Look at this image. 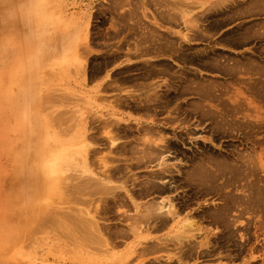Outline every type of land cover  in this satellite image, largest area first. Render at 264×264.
I'll return each mask as SVG.
<instances>
[{
    "label": "rangeland",
    "instance_id": "1",
    "mask_svg": "<svg viewBox=\"0 0 264 264\" xmlns=\"http://www.w3.org/2000/svg\"><path fill=\"white\" fill-rule=\"evenodd\" d=\"M9 1L7 7L11 10L6 17L16 28L0 30V249L6 246V238L31 204H38L40 198L44 201L48 195L35 194L32 200L29 192L33 189L27 186L30 164L34 163L29 147L38 137L35 132L39 128L45 142L53 133L68 140L70 135L63 130H69L72 116H79L82 133L92 141L88 166L102 176L109 170L113 186L131 189L141 204L128 197V189L118 188L111 193L94 188L93 182L78 185L79 189L72 187L70 191L75 194H71L64 188L70 187L66 174L72 166L69 161L63 162L60 180L64 181L59 180L55 191L49 193L54 202L48 200L44 205L49 204L48 209L56 214L31 229L33 239L29 235L31 221L23 240L11 253L7 249L3 258L18 253V264H264V0H243L229 10L222 5L227 0ZM23 3H28L25 10ZM210 4H219V11H226L198 13L210 10ZM29 9L33 15L41 10L33 16L34 23L32 18V23L26 25L23 18ZM188 10L190 14L185 12ZM201 28L204 38L196 39ZM60 50L65 52L54 59L45 56ZM127 56L136 60L115 66ZM46 94L55 96L51 101L57 102L53 105L49 101L42 107ZM34 111L40 114L35 124ZM62 112L67 114V124L55 120L56 126L44 132ZM174 136L176 140L168 146L158 142L160 137L169 140ZM23 137L26 154L20 167L27 178L17 184V197L8 204L7 182L15 166L12 154ZM41 145L40 151L48 149L47 144ZM161 151L175 156L170 158L171 163L180 158L169 174L152 173ZM46 156L44 153L37 158L43 169ZM161 176L175 184L170 193H175L173 199L180 213L176 222H146L142 214L147 212V204L164 194L151 187V183L165 185L159 181ZM237 193L241 196H235ZM75 206L80 209L75 213L87 212L86 218L98 216L105 223L100 232L94 228L85 233L82 225L70 223L66 213ZM83 207L86 211H81ZM18 208L21 213L16 214ZM188 217L196 219V233L190 243L186 239L176 243L172 235L179 233L182 221ZM132 227L140 231L136 233ZM64 230L71 233L62 236ZM88 234L96 240L91 237V241ZM99 238L106 244L101 240L99 244ZM204 238L209 239L205 242ZM86 240L91 241L89 245ZM167 255L173 259L168 261Z\"/></svg>",
    "mask_w": 264,
    "mask_h": 264
},
{
    "label": "bare ground",
    "instance_id": "2",
    "mask_svg": "<svg viewBox=\"0 0 264 264\" xmlns=\"http://www.w3.org/2000/svg\"><path fill=\"white\" fill-rule=\"evenodd\" d=\"M182 2V1H181ZM228 2V1H227ZM10 3V1L9 0H0V30L1 31H5V32H9V31H12L13 30V28H16V26L14 25V22L12 21V19L10 18V17H6L7 16V14H8V12L11 10L10 8H8L7 7V5ZM183 3V2H182ZM166 4H167V2H166ZM170 4V3H169ZM184 4V3H183ZM187 4H188V2H187ZM210 5H212V4H210ZM129 6V5H128ZM23 9L25 10V8H28V3H27V5L26 4H24L23 3ZM7 9H9V10H7ZM209 9V8H208ZM39 10H41V9H37L36 11H35V15H33V13H32V11H31V9H29L27 12H26V14H25V16H24V18H23V20H24V23L26 24V25H28V24H30V23H32L31 21H32V18H33V23H34V17L33 16H37V14H38V11ZM45 10V9H44ZM180 10V9H179ZM178 10V11H179ZM207 10V9H206ZM210 10H214V9H210ZM182 12V11H181ZM186 13H188L189 12V10L188 11H185ZM184 12V13H185ZM205 13L207 12V11H204ZM202 13V12H201ZM166 14V13H165ZM188 14H190V13H188ZM187 14V15H188ZM204 14V13H203ZM202 14V15H203ZM217 14V13H216ZM23 15V14H22ZM49 16V15H48ZM189 16V15H188ZM6 17V18H5ZM191 19V18H190ZM29 20H30V22H29ZM51 20V19H50ZM113 20V19H112ZM188 20V19H187ZM43 21H44V19H43ZM69 21V20H68ZM18 22V21H17ZM46 22H47V20H46ZM51 22V21H50ZM18 23H20V22H18ZM192 23V22H191ZM193 23H195V22H193ZM36 29L37 28H39V25L38 24H35V26H34ZM198 27V26H197ZM199 28L200 27H198L197 29L199 30ZM203 30V31H202ZM200 33H202L203 34V36H204V29H202L201 28V31H200ZM37 34V33H36ZM182 34V33H181ZM197 34H199V33H197ZM184 35V34H183ZM185 36V35H184ZM190 36V35H189ZM196 36H201V35H196ZM190 39V38H189ZM197 39V38H196ZM136 42V41H135ZM169 43V42H168ZM172 43V42H171ZM48 45H51V43H50V41H49V43H48ZM168 46V45H167ZM48 47H50V46H48ZM55 47V46H54ZM53 48V47H52ZM169 48V47H168ZM54 49V48H53ZM56 49V48H55ZM139 50V49H138ZM137 50V51H138ZM48 52H49V50H47ZM47 51H45V53L47 52ZM172 51V50H171ZM170 51V52H171ZM63 52H65V51H56V52H54V53H49V56L47 55V54H45V56L47 57V58H50V59H54V57H56L57 55H58V53H63ZM170 56V55H169ZM68 57V55L67 56H65V58H67ZM63 58V57H62ZM237 64V63H236ZM86 66V65H85ZM255 67V66H254ZM257 67V66H256ZM262 67V66H261ZM84 68V67H83ZM238 68V67H237ZM247 68V67H246ZM263 68V67H262ZM228 70H229V68H227ZM243 69V68H242ZM248 69V68H247ZM252 69H254V68H252ZM233 70H234V68H233ZM244 70V69H243ZM87 71V70H86ZM237 71H239V70H237ZM246 71V70H245ZM248 71V70H247ZM252 71V70H251ZM85 72V71H84ZM177 72V71H176ZM241 72V71H240ZM254 72H255V70H254ZM81 74V73H80ZM84 74V73H83ZM176 75V74H175ZM177 75H180V74H177ZM166 76V75H165ZM181 76V75H180ZM166 82V81H165ZM163 84V83H162ZM185 86V85H184ZM184 86H182V87H184ZM60 90V89H59ZM58 90V91H59ZM189 90V89H188ZM53 91V90H52ZM56 91V90H55ZM135 91V90H134ZM71 92V91H70ZM184 92H186V91H184ZM130 93V92H129ZM224 93V92H223ZM225 93H227V92H225ZM51 94H53V93H51ZM65 94V93H64ZM63 94V95H64ZM47 96L49 95V94H46ZM224 95V94H223ZM53 96V95H52ZM51 95L50 96H48V97H44L43 99H44V101H43V103L41 104V106L42 107H44L45 105H48V104H50L49 103V101L51 102V104H53L54 103V101H51V98H55V96H53L52 97ZM211 96H212V94H211ZM223 97V96H222ZM56 99V98H55ZM227 99V98H226ZM57 100H59V99H57ZM181 100V99H180ZM207 100V99H206ZM46 104H45V103ZM57 101H55V103H56ZM59 102H61V100H59ZM44 104V105H43ZM58 104V103H57ZM54 105V104H53ZM53 105H51V106H53ZM56 106V105H55ZM36 107H37V105H36ZM49 108H50V105L48 106ZM40 108V107H39ZM190 108V107H189ZM225 107H223V109H224ZM37 109V108H36ZM35 109V110H36ZM45 109V108H44ZM47 109V108H46ZM52 109H54V107H52ZM49 110V109H48ZM216 110H218V109H216ZM220 111V110H219ZM223 111V110H222ZM43 112V111H42ZM41 113V112H40ZM63 113V112H62ZM62 113H59L60 114V116H59V114H58V116L59 117H57V119L55 118H53L51 121V123H52V125H50L49 123H48V125H47V127H45L46 128V130L44 131V132H47L48 130H49V127L52 129L53 128V125H55L56 126V124H55V120H60V123H61V125H63L64 124V122L66 123V117H67V114L64 116V113H65V111H64V113L62 114ZM38 114H39V111L38 112H36V111H34V113H33V124H35V123H37L38 122V118L40 117H38ZM52 114V113H51ZM75 114V113H74ZM220 114V113H219ZM40 115V114H39ZM46 115H48V114H46ZM169 115H171V114H169ZM225 115H226V113H225ZM71 117V116H70ZM73 117V123L72 124H70V128H69V130H67V129H64L63 131H68V134L70 135V137L68 138V140H64L63 138L62 139H60L59 138V136L57 135V133H53V137H51L50 139H46V142H45V139H44V134H43V132H41V131H39V128H38V130H37V132H35L36 133V135L38 136L37 138H35L34 137V139H33V141H32V145L29 147L30 149H32V151L29 153V154H31V153H33L32 154V161L34 162L33 164H30V177L27 179L28 180V184H27V186H30V188H32L33 190H30V192H29V194H30V197H31V199L32 198H34V195L35 194H37L38 195V197L39 196H41V195H44V194H47V192H48V195L44 198V201L43 200H40V199H38V204H31V206L29 207V209H28V211L27 212H25V214H24V216L25 217H22V219L18 222V224L16 225V227H15V229L10 233V236H8L9 238H6V241H7V244H6V246L5 247H3L2 249H0V264H18L17 263V256H18V253L17 254H12V256H10L9 258H3L5 255H6V250L8 249V252H10L11 253V251L17 246V245H19V243L21 242V240H23V238H24V236H25V233H27V226L29 225V223L32 221V223L33 224H31V225H29V231H31L30 232V234L29 235H31V233H32V228L35 226L36 227V225L37 224H40L39 222H42L41 223V225L43 224V219H45L46 217H48L50 214H52L53 216H54V214H56V213H54V211H51L50 209H48V205L47 206H45L44 207V205H45V203L48 201V200H50V202L49 203H51V202H54V199L52 198L51 199V196L49 195V193L50 192H54L55 191V189L57 188V184H58V181L61 179L60 178V173H62L61 171H64V167H63V170H62V166H63V162H67L68 163V161L71 163V165H69L71 168H68L69 169V176H68V174H66L67 175V177H66V180H67V178H69L68 180H70L68 183L70 184V187L69 188H64V190L65 189H67V190H69V192L71 193V191L70 190H72L73 191V189H72V187L73 188H75V187H78V185H85V182H87L88 184H89V182H93L94 184H95V186H93L94 188H96V189H103V190H112L111 191V193H113V192H115V190H117L118 188L119 189H128V188H126L124 185H118V186H113L114 184V182L111 180L112 178V174L109 172V170H107V169H105V170H107V171H105V172H102V174L104 173V176H102V175H97V173H94V171L90 168V166H88V161H87V158L89 157H87V155H89L88 153H90V151L88 152V146H90V143H92V141H90V139H89V136H88V134L87 135H85V134H83L82 133V130H83V128H81L82 127V125H80L79 123H81V122H79V119L77 118V117H79V116H75V118H77L78 120H74L75 118H74V116H72ZM85 118V117H84ZM236 118V117H235ZM65 119V120H64ZM62 121V122H61ZM75 121V122H74ZM48 122V121H47ZM57 123H58V121H56ZM70 122V121H69ZM63 123V124H62ZM177 123H179V121H177ZM67 124V123H66ZM184 125V124H183ZM152 127V126H151ZM227 127V126H226ZM63 128H65V127H63ZM84 128H86V127H84ZM56 129H58V128H56ZM86 130V129H85ZM61 134V133H60ZM109 134V133H108ZM163 134V133H162ZM112 135H113V133H112ZM58 136V137H57ZM61 136H62V134H61ZM150 136V135H149ZM166 136V135H165ZM66 137V136H65ZM113 137V136H112ZM112 137H109L110 139V141H112V142H114L115 141V139H113L114 137H116V136H114L113 138ZM146 137V136H145ZM67 138V137H66ZM159 138V137H158ZM149 139V138H148ZM166 138L165 137H160L159 138V140H158V142L159 141H161V142H163L164 141V143H166L167 144V146H168V144L170 143H172L174 140H176V138H175V136L174 137H172V139H169V140H165ZM147 141V139L145 138L144 140H143V142L144 141ZM264 140V139H263ZM262 140V141H263ZM142 141V140H141ZM152 141H154V140H152ZM42 142L43 143H45V144H47V147H48V149L47 148H45L43 151H40L39 149H41L43 146L41 145L42 144ZM158 142H155V144L154 145H156V144H158ZM150 144H151V141L149 142ZM148 143V145H150ZM152 143H154V142H152ZM163 143V144H164ZM144 144V143H143ZM152 145V144H151ZM150 145V146H151ZM91 147V146H90ZM90 147H89V149H90ZM116 147V146H115ZM139 148H140V146H138ZM144 147V146H143ZM143 147H141V148H143ZM157 147H160V148H162V149H164V147L163 146H161V145H157ZM167 149V148H166ZM90 150H92V149H90ZM150 151V150H149ZM26 151H25V139H24V137H23V139H21L20 140V143H19V145H18V147L13 151V154H12V158H13V161L15 162V166L11 169V173H10V178L8 179V182H7V195H6V200H7V202H8V204H11L12 203V200H13V198L14 197H17V193H16V187H17V184L20 182V181H23L24 179H26L27 178V176H26V173L24 172V171H22V169H21V167H20V165H21V163L23 162V160H24V158H25V153ZM105 152V151H104ZM44 153H46L47 154V163H46V167H45V169H43L42 167H41V164L37 161V158H38V156H42ZM151 153V152H150ZM153 153V152H152ZM101 154V153H100ZM138 154V153H137ZM143 154V153H142ZM156 154V153H155ZM155 154H153V155H155ZM109 155V154H108ZM136 155V154H135ZM140 155V154H139ZM201 155V154H200ZM248 155V158L250 159V156H249V154H247ZM142 156V155H141ZM152 156V154L150 155V157ZM199 156V155H198ZM143 157H144V155H143ZM171 157H175L173 154H171L170 153V151H167V152H165V151H161L159 154H158V156L156 157V159L154 160L156 163H154V167L155 168H153L152 169V173L153 174H160L159 172H162V174H169V170H170V167H174L177 163H179V161H180V158H177V160H175V161H177V162H173L172 161V163L171 162H169V161H171L170 160V158ZM247 157V156H246ZM153 158H155V157H153ZM216 158V157H215ZM218 158V157H217ZM223 158V157H222ZM98 159V158H97ZM100 159V158H99ZM104 159H106V158H104ZM198 159V158H197ZM245 159H247V158H245ZM40 160V159H39ZM182 160V159H181ZM106 161V160H105ZM108 161V160H107ZM106 161V162H107ZM219 161V160H218ZM224 161V160H223ZM246 161V160H245ZM187 162V161H186ZM227 162H229L228 160H227ZM226 161L224 162V163H227ZM258 162V161H257ZM110 163V162H109ZM251 164H253L252 162H250ZM90 164V163H89ZM151 164V163H150ZM100 165V164H99ZM225 165V164H224ZM249 165V164H248ZM108 166V165H107ZM113 166V165H112ZM226 166V165H225ZM251 166H253V165H251ZM258 165H256V167H257ZM111 167V166H110ZM128 167V166H127ZM232 167V166H231ZM231 167H229L231 170H232V168ZM255 167V166H254ZM201 168V170H202V168L203 167H200ZM119 169V168H118ZM117 169V170H118ZM206 170V169H205ZM228 170V169H227ZM233 170H234V168H233ZM250 170V169H249ZM72 172V173H71ZM250 172V171H249ZM179 173V172H178ZM204 173V172H203ZM63 174V173H62ZM191 174V173H190ZM65 175V176H66ZM237 175H239V174H237ZM62 176V175H61ZM63 177V176H62ZM133 177V176H132ZM161 177H163V178H161V179H159V181H160V183H162V184H165L163 187H160V185H158V183H151V187L153 188V189H155L156 191H160V192H164V194H159V196H158V198H156V199H153L149 204H147V206H148V210H147V212H145V213H142V212H144V211H142V212H140V214L142 213L143 215H144V218H145V220H146V222H153V221H156L155 222V224H157V222L159 221V220H162L163 221V219H166V220H172L173 222H176L179 218V216H180V213H179V210H178V207H177V205H176V203L174 202V197H175V193L173 194V193H170V191L174 188V186H175V184L173 183V181H171L170 179H167V178H165V176H161ZM189 177H190V175H189ZM195 177V176H194ZM197 177V176H196ZM187 178V177H186ZM210 179V178H209ZM125 180V179H124ZM123 180V181H124ZM157 180V179H156ZM238 180V179H237ZM240 180V179H239ZM61 181L63 182L64 180H60V183H61ZM145 181H147V180H145ZM152 181V180H151ZM149 182V181H148ZM222 182V181H221ZM65 183V182H64ZM145 184H147V183H145ZM167 184V185H166ZM236 184H237V182H236ZM239 184V183H238ZM237 184V185H238ZM64 185V184H63ZM67 185V184H66ZM90 185H91V183H90ZM86 186V185H85ZM89 186V185H88ZM92 186V185H91ZM80 187V186H79ZM79 187H78V189H79ZM93 187H91V188H93ZM125 187V188H124ZM60 188V187H59ZM63 188H61L60 189V191L63 193ZM85 188V187H84ZM241 189V188H240ZM239 189V190H240ZM66 190V191H67ZM85 190H87V188L85 189ZM85 190H84V192H85ZM242 190V189H241ZM79 191V190H78ZM88 191H90L89 189H88ZM129 191H130V194H129ZM155 191V192H156ZM76 192V191H75ZM82 192V191H81ZM102 192V191H101ZM104 192H106V191H104ZM127 194L129 195H127L128 197H130V199H132V200H134V201H136L135 200V198H134V196H133V194H132V190L131 189H128L127 191ZM246 192V191H245ZM64 193H65V191H64ZM100 193V192H99ZM107 193V192H106ZM139 194H144V193H146V191L145 192H138ZM71 194H75V193H71ZM70 194V195H71ZM89 194V193H88ZM87 194V195H88ZM173 194V196H171ZM227 194V196L230 194L229 192H227L226 193ZM70 195H69V197H70ZM77 196H79L78 194H76ZM75 195V196H76ZM86 195V196H87ZM76 196V197H77ZM91 196V195H90ZM235 196H241L240 194H235ZM73 198H74V196H72ZM71 197V198H72ZM84 197V196H83ZM92 197V196H91ZM71 198H69V199H71ZM78 198V197H77ZM84 198H86V197H84ZM88 198L90 199V197H89V195L87 196V198H86V200H88ZM36 199V198H35ZM61 199V201L62 200H64V199H62V198H60ZM207 199V198H206ZM235 199V198H234ZM237 199V198H236ZM32 200H34V199H32ZM74 200V199H73ZM97 200V199H96ZM99 200H100V198H99ZM202 200V199H201ZM256 200V199H255ZM56 201V200H55ZM59 201V200H58ZM60 201V202H61ZM72 201V200H71ZM75 201V200H74ZM203 201V200H202ZM242 201H243V199H242ZM259 201V200H258ZM59 202V203H60ZM76 202V201H75ZM79 202H80V200H79ZM99 202V201H98ZM136 202H138V201H136ZM214 202V201H213ZM238 202H240V201H238ZM244 202V201H243ZM242 202V203H243ZM245 202H246V199H245ZM63 203V202H62ZM80 203H82V202H80ZM143 203V202H142ZM146 203V202H145ZM204 203V202H203ZM237 203V202H236ZM259 203V202H258ZM83 204V203H82ZM81 204V205H82ZM89 204V206H87V207H90V203H88ZM133 204V203H132ZM136 204V203H135ZM138 204H139V202H138ZM141 204V203H140ZM139 204V205H140ZM214 204V203H213ZM238 204V203H237ZM240 204V203H239ZM244 204V203H243ZM86 205V204H85ZM85 205H84V207H85ZM93 205V204H92ZM242 205V204H241ZM100 206V205H99ZM134 206V205H133ZM194 206V205H193ZM199 206H201V205H199ZM83 207V208H84ZM87 207H85V208H87ZM137 207V206H136ZM146 207V206H145ZM237 207V206H236ZM9 208V207H8ZM82 209L81 208V211L83 210H85L86 211V209ZM138 208V207H137ZM199 208V207H198ZM241 208H243V207H241ZM240 208V209H241ZM76 209V206H75V208L73 209V210H70L69 212H67V211H65V212H67L66 213V215H67V217H69V220L71 221L70 223H75V224H79V225H82V230L83 231H85V233L87 232V233H89V232H93V230L92 229H96V231H98V232H100V229L102 228V227H104L105 226V223H102L101 221H100V218L98 217V216H92V217H90V218H86V216H85V214H87V212L85 213V214H83V212L81 213H79V212H74V210ZM89 209V208H88ZM96 209V208H95ZM95 209H93V210H95ZM255 209V208H254ZM53 210V209H52ZM77 211H80V209L78 210V209H76ZM75 210V211H76ZM137 210V209H136ZM139 210V209H138ZM14 211V210H13ZM71 211H73L74 212V214H71ZM97 211V210H96ZM96 211H94V212H96ZM140 211V210H139ZM139 211H137V212H139ZM251 211V210H250ZM15 212V211H14ZM13 212V213H14ZM18 212L19 213H21V209L20 208H18L17 209V212H16V214H18ZM53 212V213H52ZM93 212V213H94ZM41 213V214H40ZM43 213V214H42ZM125 213V212H124ZM128 213V212H127ZM135 213V212H134ZM248 213V212H247ZM64 214V213H63ZM94 214H96V213H94ZM236 214V213H235ZM238 214V213H237ZM251 214V213H250ZM255 214V213H254ZM254 214H252V216L254 215ZM14 215H15V213H14ZM88 215V214H87ZM139 215V214H138ZM58 216V215H57ZM56 216V217H57ZM251 216V215H250ZM50 217V216H49ZM60 217H63V216H60ZM65 217V216H64ZM133 217H135V216H133ZM143 217V216H142ZM261 217V216H260ZM13 218V216L11 217L10 216V220ZM138 218V217H137ZM141 218V217H140ZM231 218V217H230ZM55 219V218H54ZM53 219V220H54ZM58 219H62V221H63V218H58ZM8 220V219H7ZM51 220V219H50ZM49 221V220H48ZM55 222H57V219H55L54 220ZM137 221V220H136ZM8 222V221H7ZM11 222V221H10ZM59 222V221H58ZM64 222V221H63ZM69 222V221H68ZM164 222H166V221H164ZM183 223L181 224V228H180V231H179V233L178 234H174V235H172L173 237L175 236L176 238H175V240L177 239V241H176V243L178 242V240H180L179 242H182V240L184 239H186V240H188V243H190L189 242V239L191 240L192 238L191 237H193L194 235H195V230H196V228H195V226L196 227H198L199 225L198 224H196V219H194V218H190V217H188L187 219H185L184 221H182ZM48 223V222H47ZM59 223H62V222H59ZM64 223H67V221L65 220V222ZM136 223V222H135ZM141 223V222H140ZM140 223H138L139 225H140ZM8 224V223H7ZM48 224H50V223H48ZM51 224H53V223H51ZM51 224H50V226H51ZM56 224V223H55ZM68 224V223H67ZM66 224V225H67ZM131 224V223H130ZM143 224V223H142ZM146 224H148V223H146ZM237 224V223H236ZM44 225L45 226H47V224L46 223H44ZM59 225V224H58ZM62 225H64V224H62ZM66 225H64V226H66ZM135 225V224H134ZM198 225V226H197ZM57 226V225H56ZM68 226V225H67ZM70 226V225H69ZM68 226V227H69ZM143 226V225H142ZM141 225H140V227H142ZM234 226H236V225H234ZM40 227H42V226H40ZM44 227V226H43ZM48 227H49V225H48ZM58 228H60L59 226H57ZM74 227V226H73ZM72 227V228H73ZM77 228H79L78 227V225L76 226ZM134 227H136V225L134 226ZM134 227H132V228H134ZM217 227V226H216ZM6 228H7V226H6ZM37 228V227H36ZM45 228V227H44ZM44 228H42L43 230H46V228L44 229ZM51 228H53V227H51ZM55 228V230H56V227H54ZM75 228V227H74ZM137 228H139V226H137ZM218 228V227H217ZM42 229H39V230H42ZM65 229H67V228H65ZM69 229V228H68ZM145 229V228H144ZM220 229V228H219ZM35 230V229H34ZM33 230V231H34ZM54 230V229H53ZM58 231H60L59 229H57ZM62 230H63V228H62ZM71 230V229H70ZM73 230V229H72ZM77 230V229H76ZM80 230V229H79ZM79 230H77V232L79 231ZM138 230L139 229H135L134 228V232L136 231V233L138 232ZM149 230V229H148ZM198 230H199V228H198ZM202 230V229H201ZM201 230H199V231H201ZM218 229H215V231H217ZM140 231V230H139ZM147 231V230H146ZM150 231V230H149ZM215 231H213V232H215ZM42 232V231H41ZM62 232H64V233H61V235L62 234H65V232H68L69 234L71 233V232H69V230L68 231H66V230H64V231H62ZM74 232H76L75 230H74ZM131 232V231H130ZM206 232V231H205ZM54 233V232H53ZM208 233V232H207ZM207 233H206V235H207ZM240 233V232H239ZM32 234H34V233H32ZM36 234V233H35ZM39 234H40V232H39ZM68 234V235H69ZM73 234V233H72ZM71 234V235H72ZM79 234V233H78ZM80 234H81V232H80ZM79 234V235H80ZM84 234V232H82V234L81 235H83ZM55 235V234H54ZM67 235V236H68ZM70 235V236H71ZM84 235H86V234H84ZM90 234H88V237H90L89 239H91V237L94 239V235L93 236H91L92 235V233H91V235L89 236ZM96 235L98 236V234L96 233ZM205 235V236H206ZM208 235H209V233H208ZM207 235V236H208ZM211 235V234H210ZM243 235H244V233H243ZM32 236V235H31ZM35 236V235H34ZM63 236V235H62ZM66 236V235H65ZM100 236H102V235H100ZM100 236H98V237H100ZM206 236V237H207ZM242 236V235H241ZM72 237V236H71ZM84 237V236H83ZM167 237H171L170 235H167ZM173 237H172V240H174L173 239ZM205 237V238H206ZM37 238V237H36ZM70 238V237H69ZM82 237H80V243H81V239ZM87 237H85V239H86ZM166 238V237H165ZM204 238V240H205V242H206V240H208V239H205ZM32 239H33V236H32ZM66 239H67V237H66ZM72 239H73V237H72ZM71 239V240H72ZM84 239V238H83ZM84 239V240H85ZM88 239V238H87ZM103 239H105V237H103ZM158 239V238H157ZM162 239V238H161ZM164 239V238H163ZM162 239V240H163ZM168 240H171L170 238H167ZM29 240H30V238H29ZM74 240H76V239H74ZM94 240H96V239H94ZM93 240V241H94ZM99 241L101 240L100 238L98 239ZM197 240V239H196ZM203 239H201L200 241H198V243L200 242L201 243V241H202ZM63 241V240H62ZM69 241V240H68ZM87 242V244L89 245V243H88V241L89 240H86ZM91 241H92V239H91ZM91 241H89V242H91ZM98 241V242H99ZM102 241V240H101ZM99 242V244L100 243H105L104 241H106V240H103L102 242ZM159 241H161V240H159ZM32 242V241H31ZM70 242V241H69ZM78 242H79V240H78ZM158 242V241H157ZM163 242V241H162ZM168 242V241H167ZM173 242V241H172ZM175 242V241H174ZM178 242V243H179ZM184 242V241H183ZM204 242V243H205ZM209 242V241H208ZM208 242L205 244L206 246L207 245H209L208 244ZM38 243V242H37ZM40 243V242H39ZM72 243H74L73 241H72ZM161 243V242H160ZM160 243H159V245H160ZM200 243H199V245H200ZM25 244H26V242H25ZM66 244V243H65ZM82 244V243H81ZM91 244V243H90ZM92 244H94L93 242H92ZM96 244H97V242H96ZM106 244V243H105ZM113 244V243H112ZM162 244H164V243H162ZM166 244V243H165ZM174 244V243H173ZM183 244V243H182ZM76 245V244H75ZM83 245H84V242H83ZM86 245V244H85ZM88 245H86V246H88ZM167 245V244H166ZM198 245V246H199ZM202 245V244H201ZM200 245V246H201ZM72 246V245H71ZM82 246V245H81ZM98 246V245H97ZM97 246H95V247H97ZM100 246V245H99ZM102 246V245H101ZM178 246V245H177ZM177 246H175V247H177ZM180 246V245H179ZM205 246V247H206ZM25 247V246H24ZM88 247H90V246H88ZM106 247V246H105ZM102 249H103V247H101ZM100 247L98 248V250L99 249H101ZM108 249V248H107ZM156 249V248H155ZM176 249H178V248H176ZM180 249V248H179ZM178 249V250H179ZM82 250V249H81ZM104 250V249H103ZM181 250V249H180ZM21 251V250H20ZM80 251V250H79ZM108 251H111V250H108ZM107 250H106V252H108ZM165 251V250H164ZM167 251V250H166ZM175 251V250H174ZM71 252V251H70ZM84 252H86V251H84ZM102 252V251H101ZM103 252H105V251H103ZM102 252V253H103ZM143 252V251H142ZM142 252H141V254H142ZM161 252H162V250H161ZM169 252V251H168ZM167 252V253H168ZM76 253V252H75ZM98 253V252H97ZM112 253V252H111ZM166 253V252H165ZM164 253V254H165ZM170 253V252H169ZM22 254V253H21ZM104 254V253H103ZM140 254V255H141ZM161 254H163V253H161ZM173 255H174V252L172 253ZM171 253L169 254V255H171L172 257H173V255H172ZM177 254V253H176ZM1 255H2V258H1ZM98 255V254H97ZM169 255H167V258H168V261L169 260H172L173 258L171 257V256H169ZM180 255V254H179ZM178 255V256H179ZM112 256V255H111ZM142 256V255H141ZM169 256V257H168ZM177 257V255H174V257ZM158 257V256H157ZM137 259H138V257H136ZM146 258V257H145ZM160 258H161V256H160ZM163 258H165L164 256H163ZM171 258V259H170ZM178 259H179V257H177ZM126 259V258H125ZM124 259V260H125ZM143 259V258H142ZM147 259V258H146ZM149 259V258H148ZM154 259H155V256H154ZM122 260H123V258H122ZM179 260H181V259H179ZM19 261H21L20 259L18 260V262ZM71 261V260H70ZM182 261V260H181ZM118 262V261H117ZM184 262H186V261H184ZM20 263V262H19ZM26 263V262H25ZM141 263V262H140ZM22 264H24V263H22Z\"/></svg>",
    "mask_w": 264,
    "mask_h": 264
},
{
    "label": "crops",
    "instance_id": "3",
    "mask_svg": "<svg viewBox=\"0 0 264 264\" xmlns=\"http://www.w3.org/2000/svg\"><path fill=\"white\" fill-rule=\"evenodd\" d=\"M228 2H226V4H222L223 6H225L226 8H227V10H229V8H232L234 5H236V4H238L239 2H241V1H243V0H227ZM231 2H233L234 4H232V5H228V4H230ZM236 3V4H235ZM219 6V4L218 5H215V6H208L207 8H209L210 7V9L212 8V9H214V10H206L207 11V13H210V14H216V13H220V12H222V11H226V10H222V11H219V9L217 8ZM202 11H205V10H201L200 12H198V13H201ZM261 12H263L264 13V10H262ZM168 23H170V22H168ZM162 30H166V28H162ZM199 34H200V32H198ZM199 34H195V35H199ZM216 36H213V39L215 38ZM195 38H197V39H203L204 38V36L202 35V36H200V38H199V36H196ZM134 60H136V59H132L131 57H129V56H127V57H123L122 59H121V61H119V62H116V64H115V66H118V67H122V66H125L126 64H128V63H130L131 61H134Z\"/></svg>",
    "mask_w": 264,
    "mask_h": 264
}]
</instances>
